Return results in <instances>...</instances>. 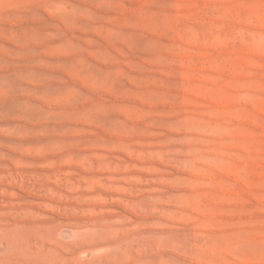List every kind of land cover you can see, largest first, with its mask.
<instances>
[{"label": "rangeland", "instance_id": "rangeland-1", "mask_svg": "<svg viewBox=\"0 0 264 264\" xmlns=\"http://www.w3.org/2000/svg\"><path fill=\"white\" fill-rule=\"evenodd\" d=\"M0 264H264V0H0Z\"/></svg>", "mask_w": 264, "mask_h": 264}]
</instances>
